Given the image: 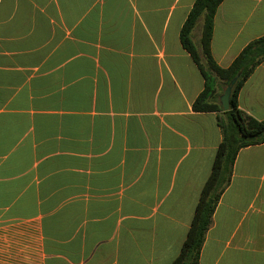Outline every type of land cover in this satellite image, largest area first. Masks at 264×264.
Segmentation results:
<instances>
[{"label":"crops","instance_id":"obj_1","mask_svg":"<svg viewBox=\"0 0 264 264\" xmlns=\"http://www.w3.org/2000/svg\"><path fill=\"white\" fill-rule=\"evenodd\" d=\"M194 2L0 0V264L179 255L222 139L217 114L192 108L204 78L180 30ZM261 37L264 0H223L213 60ZM237 102L264 120V63ZM199 264H264V144L238 153Z\"/></svg>","mask_w":264,"mask_h":264},{"label":"trees","instance_id":"obj_2","mask_svg":"<svg viewBox=\"0 0 264 264\" xmlns=\"http://www.w3.org/2000/svg\"><path fill=\"white\" fill-rule=\"evenodd\" d=\"M223 0H195L181 30L180 42L204 78L203 91L194 101L195 112L217 114L221 142L212 170L203 185L186 239L171 264H199L206 234L221 195L229 186L238 153L247 147L264 144V120H256L238 108V95L256 68L264 63V37L250 42L227 68L219 67L211 54L213 21ZM203 19L199 39L200 52L191 39L199 19ZM237 81L231 85L234 78ZM231 86L229 109L223 111L216 100L217 85Z\"/></svg>","mask_w":264,"mask_h":264},{"label":"water","instance_id":"obj_3","mask_svg":"<svg viewBox=\"0 0 264 264\" xmlns=\"http://www.w3.org/2000/svg\"><path fill=\"white\" fill-rule=\"evenodd\" d=\"M236 81H237V77L234 78L231 85H233ZM230 90H231V86H227L225 88V92H224V94L220 100V105H221L223 111H228V109H229V93H230Z\"/></svg>","mask_w":264,"mask_h":264},{"label":"rangeland","instance_id":"obj_4","mask_svg":"<svg viewBox=\"0 0 264 264\" xmlns=\"http://www.w3.org/2000/svg\"><path fill=\"white\" fill-rule=\"evenodd\" d=\"M202 20H203V19L200 18L199 21H198V23H197V25H196V30H197V31H200V30H201V22H202Z\"/></svg>","mask_w":264,"mask_h":264}]
</instances>
